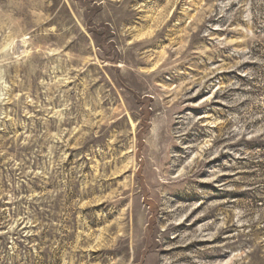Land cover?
<instances>
[{"label": "rangeland", "instance_id": "374dc122", "mask_svg": "<svg viewBox=\"0 0 264 264\" xmlns=\"http://www.w3.org/2000/svg\"><path fill=\"white\" fill-rule=\"evenodd\" d=\"M0 264H264V0H0Z\"/></svg>", "mask_w": 264, "mask_h": 264}]
</instances>
